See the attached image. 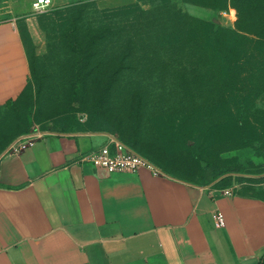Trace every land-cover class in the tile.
I'll return each instance as SVG.
<instances>
[{
    "label": "rangeland",
    "instance_id": "obj_1",
    "mask_svg": "<svg viewBox=\"0 0 264 264\" xmlns=\"http://www.w3.org/2000/svg\"><path fill=\"white\" fill-rule=\"evenodd\" d=\"M33 1L0 0L30 67L0 105V155L31 132H109L167 173L228 172L264 197V0ZM210 23L226 29L208 39Z\"/></svg>",
    "mask_w": 264,
    "mask_h": 264
},
{
    "label": "crops",
    "instance_id": "obj_2",
    "mask_svg": "<svg viewBox=\"0 0 264 264\" xmlns=\"http://www.w3.org/2000/svg\"><path fill=\"white\" fill-rule=\"evenodd\" d=\"M29 72L17 19L0 21V105L20 96ZM108 133L31 132L0 157V264H264L263 196L75 162Z\"/></svg>",
    "mask_w": 264,
    "mask_h": 264
},
{
    "label": "built area",
    "instance_id": "obj_3",
    "mask_svg": "<svg viewBox=\"0 0 264 264\" xmlns=\"http://www.w3.org/2000/svg\"><path fill=\"white\" fill-rule=\"evenodd\" d=\"M52 5L53 0H34L33 9L36 12H43ZM75 162L92 164L108 172H139L142 168L148 167L155 174L164 173L161 167L130 147L115 133H108L107 140L101 146L79 154ZM228 193H233V190ZM215 220L218 226L225 225L226 220L222 211L216 212Z\"/></svg>",
    "mask_w": 264,
    "mask_h": 264
},
{
    "label": "trees",
    "instance_id": "obj_4",
    "mask_svg": "<svg viewBox=\"0 0 264 264\" xmlns=\"http://www.w3.org/2000/svg\"><path fill=\"white\" fill-rule=\"evenodd\" d=\"M248 2L249 3H254L255 0H245V4L248 5ZM193 3V2H192ZM209 25V24H208ZM210 25H212L211 29L209 30V33L207 32V38L208 39H216L219 34L221 32H223L224 27H222L221 25L219 24H215V23H210ZM209 25V26H210ZM10 101H13V100H10ZM10 101H8L7 103H9ZM123 140V139H122ZM125 143H127L125 140H123ZM130 147H132L129 143H127ZM133 148V147H132ZM134 149V148H133ZM164 170V169H163ZM164 172H166L164 170ZM222 177V178H220ZM218 178H220L218 180ZM232 178L230 176V173L228 172H222V173H219L218 175H215V177L210 181V173L209 172H206L205 174V182L206 183H211V182H215V185H218V186H221V187H226V186H229V183L231 182ZM204 182V183H205ZM263 260H264V257H263Z\"/></svg>",
    "mask_w": 264,
    "mask_h": 264
},
{
    "label": "water",
    "instance_id": "obj_5",
    "mask_svg": "<svg viewBox=\"0 0 264 264\" xmlns=\"http://www.w3.org/2000/svg\"><path fill=\"white\" fill-rule=\"evenodd\" d=\"M22 137V136H21ZM21 137H19V138H21ZM18 138V139H19ZM18 139L16 140V141H14L12 144H11V146H9L8 147V149H6L1 155H0V157L5 153V152H7L17 141H18ZM222 178V177H221Z\"/></svg>",
    "mask_w": 264,
    "mask_h": 264
}]
</instances>
